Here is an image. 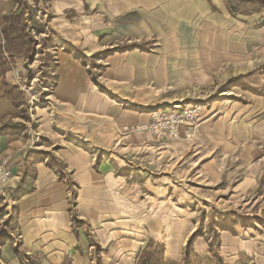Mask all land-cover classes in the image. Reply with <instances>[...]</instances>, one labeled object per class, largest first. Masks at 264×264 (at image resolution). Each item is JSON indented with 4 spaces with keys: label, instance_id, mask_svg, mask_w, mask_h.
Here are the masks:
<instances>
[{
    "label": "crops",
    "instance_id": "1",
    "mask_svg": "<svg viewBox=\"0 0 264 264\" xmlns=\"http://www.w3.org/2000/svg\"><path fill=\"white\" fill-rule=\"evenodd\" d=\"M24 1L26 21L32 7L35 30L66 47H54L50 106H36L32 130L34 119L5 92L15 85L10 68L0 78V124L20 129L0 135L19 249L41 264H135L152 239L180 259L192 231L189 218L175 219L192 216L187 185L221 183L222 155L239 145L264 148V93L248 89L264 87V10L231 14L224 0ZM19 10L16 0H0L1 44L5 16ZM74 47L86 57L110 52L90 67ZM241 75L244 88L233 84L229 100L204 106L170 144L141 128L151 109ZM37 139L41 158L29 151ZM50 155L60 167L46 164ZM218 237L227 264L240 255L264 264L263 235L234 226ZM208 249L202 236L193 240L200 256Z\"/></svg>",
    "mask_w": 264,
    "mask_h": 264
},
{
    "label": "rangeland",
    "instance_id": "2",
    "mask_svg": "<svg viewBox=\"0 0 264 264\" xmlns=\"http://www.w3.org/2000/svg\"><path fill=\"white\" fill-rule=\"evenodd\" d=\"M30 9L29 18L26 22L32 39V48L28 54L21 56L24 63L20 70L26 83L30 84L31 88L28 89V92L19 90L23 93V116H27L31 120L34 119V124L31 122V125L29 124L31 128L35 125L34 109L36 106H50L53 88L51 72L56 60L53 57L55 54L53 52L55 50L54 47H66V45L63 41L53 36L51 32H48L47 35H40L35 30V23L38 20L33 18L34 9L32 7ZM74 50L86 60L90 67L98 66V63H100L98 58H101L107 52L104 50L94 56L86 57L75 47ZM246 75L226 77L218 82L217 88L213 86L200 89L192 96L190 95L189 99L160 105L151 109V111L183 107L187 104H200L202 110L204 106L215 99L229 100L233 96L231 92L233 91L232 85L240 84L241 88L245 86L240 81ZM43 87H47L48 90H44ZM249 88L262 89L263 86H250ZM179 138L180 136L177 139ZM177 139L159 140L157 143L165 145ZM39 143L40 139H37L31 144L29 151L37 152L34 145ZM226 153L222 155V160L225 164L221 183H198V179L193 178L192 183L187 185L193 195V199L188 203V206L192 208V216L175 215L176 220L189 218L188 222L190 227H192L191 233L184 241L183 254L188 244L193 249V240L197 236H202L206 241H210L214 238V234L217 233L218 235V230L220 229H218L217 223L221 216H230V218L238 221V224L235 225L238 235L253 236L259 234L264 236V148L254 146L251 143L239 145ZM63 176H68V173H63ZM73 198L74 191L71 193V201H73ZM70 205V207L73 206L72 202H70ZM180 205L183 206L184 204L180 203ZM14 207L15 202L10 198H0V264H20V254L15 253L14 250L15 248L19 249L18 232L15 224L16 210ZM197 231L200 234L191 239V236Z\"/></svg>",
    "mask_w": 264,
    "mask_h": 264
},
{
    "label": "trees",
    "instance_id": "3",
    "mask_svg": "<svg viewBox=\"0 0 264 264\" xmlns=\"http://www.w3.org/2000/svg\"><path fill=\"white\" fill-rule=\"evenodd\" d=\"M224 2L226 8L231 14L250 13L257 10H264V0H224ZM16 3L18 7L21 6V10L17 13L5 16L4 25L2 27L4 43H0V78L10 68L16 58L25 56L32 48V39L29 35V26L26 22L27 17H24L23 15L25 1L16 0ZM109 52L110 51H107L106 53ZM248 89L255 93H264V87L262 89ZM5 92L13 99L16 105L22 104L23 93L19 90L18 86L6 84ZM19 130V128L14 127L9 123L0 124V135L14 133ZM30 153L33 154L35 158H41L37 153ZM46 164L58 165V167H60L53 157H49L46 160ZM60 176L62 177L63 173L60 172ZM18 194L19 193H17L16 196ZM72 220L74 226L79 223L75 217H72ZM236 224H238V221L230 218V216H221L217 223L218 229L231 232H234V226ZM198 234H200L199 231L193 234L191 239ZM219 242L220 240L216 233L214 234V238L209 241V255L200 256L194 252L188 244L184 250L183 256L178 260H172L166 258L164 253L165 246L163 243L147 239L135 259V264H227L218 252ZM14 250L15 253L20 254V264H41L35 256L29 255L17 248ZM249 262L250 260L247 256L240 255L239 261L236 264H248ZM249 264L255 263L250 262Z\"/></svg>",
    "mask_w": 264,
    "mask_h": 264
},
{
    "label": "built area",
    "instance_id": "4",
    "mask_svg": "<svg viewBox=\"0 0 264 264\" xmlns=\"http://www.w3.org/2000/svg\"><path fill=\"white\" fill-rule=\"evenodd\" d=\"M53 57L55 58V54ZM10 70L12 72L13 83L22 91L28 92L31 86L26 83L22 71L13 64L10 66ZM43 89L48 90L47 87H43ZM201 111L200 104H187L183 107L152 110L150 112L149 124L141 128L150 131L158 141L177 139L183 127H193L198 123ZM11 177L12 171L9 169L6 159H1L0 198H12V194L8 191V183Z\"/></svg>",
    "mask_w": 264,
    "mask_h": 264
}]
</instances>
